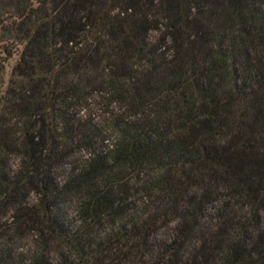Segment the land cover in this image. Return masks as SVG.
Returning <instances> with one entry per match:
<instances>
[{"label":"trees","instance_id":"obj_1","mask_svg":"<svg viewBox=\"0 0 264 264\" xmlns=\"http://www.w3.org/2000/svg\"><path fill=\"white\" fill-rule=\"evenodd\" d=\"M0 52V255L264 264V0H0Z\"/></svg>","mask_w":264,"mask_h":264},{"label":"rangeland","instance_id":"obj_2","mask_svg":"<svg viewBox=\"0 0 264 264\" xmlns=\"http://www.w3.org/2000/svg\"><path fill=\"white\" fill-rule=\"evenodd\" d=\"M15 59V57L7 58L0 52V95L3 93L6 87ZM72 210L73 204L69 201H66L59 205L56 212L60 217H63L64 219H70ZM165 232L166 231H161L159 237ZM13 243L14 244H11V246H7L3 249L4 256L0 255L1 261L3 263L6 261V264H28L33 251L32 241L25 238L14 241Z\"/></svg>","mask_w":264,"mask_h":264}]
</instances>
